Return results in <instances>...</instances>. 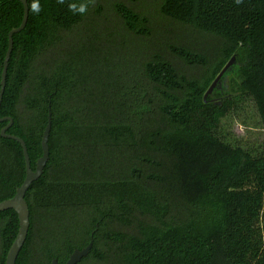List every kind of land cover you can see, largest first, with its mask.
<instances>
[{
  "label": "trees",
  "instance_id": "1",
  "mask_svg": "<svg viewBox=\"0 0 264 264\" xmlns=\"http://www.w3.org/2000/svg\"><path fill=\"white\" fill-rule=\"evenodd\" d=\"M69 2L39 0L14 35L0 118L33 170L52 115L16 264H66L92 240L79 264H264V150L220 132L230 96L204 99L236 57L264 127V0H96L84 16ZM23 19L21 0H0V91ZM8 124L0 203L26 179ZM18 232L1 212L0 264Z\"/></svg>",
  "mask_w": 264,
  "mask_h": 264
},
{
  "label": "water",
  "instance_id": "2",
  "mask_svg": "<svg viewBox=\"0 0 264 264\" xmlns=\"http://www.w3.org/2000/svg\"><path fill=\"white\" fill-rule=\"evenodd\" d=\"M21 2L24 6V19H23L21 26L19 28L13 29L9 34V48L6 54L4 70L2 74V86H1V91H0V110H1L4 94H5V90L7 86V74H8V69H9V63H10L11 56L14 50V35L25 30L28 24V20H29V13H30L29 0H21ZM235 61H236V57H233L229 61V63L225 66V68L221 71V73L218 75L216 80L213 82V84L210 86L209 90L205 94V97H204L205 100H207L209 96L213 95L216 89H219V85L222 84V78L227 73V71L235 64ZM5 121H9V124L5 128L2 129L1 131L2 137L5 139L15 140L21 144L24 157H25V162H26V179L24 183L22 184L21 187H19L16 190V195L13 198L5 200L0 203V213L4 211H8V210H14L18 214V217H19V232H18L16 240L14 241L13 245L11 246L9 250L7 261H6V264H16L19 254L25 245V242L29 234V229H30V211H29V205L26 201V195L30 187L32 186V184L42 177L44 170L48 164V161L50 159L49 140H50V135L52 131V115L50 112L48 124L44 131V135L42 139L43 155L38 160L35 170L32 169L30 155L28 152V147L26 145V142L19 137L8 134V130L10 129V127H12L14 123L13 119L12 118H6V119L0 118V123L5 122ZM93 245H94V241L92 240L90 244L83 250H79V249L75 250L73 254L70 256V259L68 260L66 264H79L84 258H86L90 254V252L92 251ZM52 264H59V263L55 259Z\"/></svg>",
  "mask_w": 264,
  "mask_h": 264
},
{
  "label": "rangeland",
  "instance_id": "3",
  "mask_svg": "<svg viewBox=\"0 0 264 264\" xmlns=\"http://www.w3.org/2000/svg\"><path fill=\"white\" fill-rule=\"evenodd\" d=\"M239 66L235 61L227 78L219 85L223 97L228 95L233 100L232 108L221 120L220 132L233 145H241L253 153H259L264 150V127L254 101L241 90L243 79L239 74Z\"/></svg>",
  "mask_w": 264,
  "mask_h": 264
},
{
  "label": "clouds",
  "instance_id": "4",
  "mask_svg": "<svg viewBox=\"0 0 264 264\" xmlns=\"http://www.w3.org/2000/svg\"><path fill=\"white\" fill-rule=\"evenodd\" d=\"M57 3L63 5L65 4V0H57ZM95 3L96 0H79V2L72 0V2L67 4V8L73 15L84 16L87 14L90 6H94ZM235 3L240 5L243 3V0H235ZM29 7L30 11L36 15H39V13L42 11L39 0H32Z\"/></svg>",
  "mask_w": 264,
  "mask_h": 264
},
{
  "label": "flooded vegetation",
  "instance_id": "5",
  "mask_svg": "<svg viewBox=\"0 0 264 264\" xmlns=\"http://www.w3.org/2000/svg\"><path fill=\"white\" fill-rule=\"evenodd\" d=\"M222 97H223V95H222Z\"/></svg>",
  "mask_w": 264,
  "mask_h": 264
}]
</instances>
